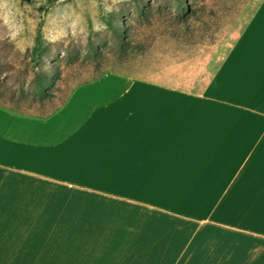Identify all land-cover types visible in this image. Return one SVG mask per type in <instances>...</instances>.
Here are the masks:
<instances>
[{"label": "crops", "instance_id": "crops-1", "mask_svg": "<svg viewBox=\"0 0 264 264\" xmlns=\"http://www.w3.org/2000/svg\"><path fill=\"white\" fill-rule=\"evenodd\" d=\"M239 18L228 47L205 43L194 92L108 73L48 118L0 107V210L43 208L34 188L67 179L194 178L195 232L112 250L0 217V264H264V1Z\"/></svg>", "mask_w": 264, "mask_h": 264}, {"label": "rangeland", "instance_id": "rangeland-1", "mask_svg": "<svg viewBox=\"0 0 264 264\" xmlns=\"http://www.w3.org/2000/svg\"><path fill=\"white\" fill-rule=\"evenodd\" d=\"M263 1L0 0V104L11 108L21 101L20 109L48 114L60 101L48 102L44 111L28 103L38 93L33 69L62 71L63 92L57 95L66 96L96 74L93 45L103 50L105 69L182 82L194 92L205 43L226 37L228 47L232 34L241 31V12ZM185 5L193 11L181 14ZM123 29L127 37L121 40L130 43L126 52L116 36ZM67 180L34 188L42 189L43 208L0 210V217L41 221L44 233L102 239L88 244L112 250L154 249L180 228L195 232L186 222L195 213L194 178Z\"/></svg>", "mask_w": 264, "mask_h": 264}, {"label": "trees", "instance_id": "trees-1", "mask_svg": "<svg viewBox=\"0 0 264 264\" xmlns=\"http://www.w3.org/2000/svg\"><path fill=\"white\" fill-rule=\"evenodd\" d=\"M186 10H187V12L193 11L191 6L185 5V6H181L180 13L183 14ZM116 36H117V42L119 44H121L122 49L126 52L128 47L130 46V43L129 42L125 43V41L123 42L121 40V37L124 39L127 37L126 30L123 29V30L118 31L116 33ZM98 48H99V46L93 45L92 49H91L92 55L96 58V61L94 63L96 74L94 75V77L91 80L80 83L77 86L70 89L69 92L66 94V96L57 95V94H60L63 92L61 86L58 85L59 81L62 80V71H60L59 69H55V68H47L45 70L43 68L42 70H40L37 67V68L33 69L31 77H32V81L37 82L38 93L34 97H32L28 101V103L29 104H33V103L38 104L40 110L44 111V109L46 108V104L48 102L52 103L55 99L58 98V100L60 101V104L58 106H56L48 114H44V115L33 114L27 110L20 109V107H17V106H19L18 104H21V101H18L17 105L15 107L10 108V107H6V106L1 105V104H0V107L7 109L11 112L17 113V114L34 116V117L43 118V119L52 116L53 114L58 112L71 99V97L73 96V94L75 93V91L78 88H80L84 85L96 82L108 73H119L116 70L105 69L103 67V62L106 59V56H105L103 50L98 49Z\"/></svg>", "mask_w": 264, "mask_h": 264}]
</instances>
